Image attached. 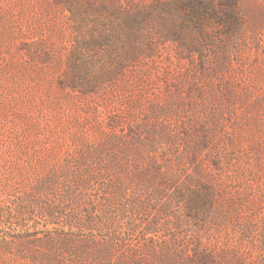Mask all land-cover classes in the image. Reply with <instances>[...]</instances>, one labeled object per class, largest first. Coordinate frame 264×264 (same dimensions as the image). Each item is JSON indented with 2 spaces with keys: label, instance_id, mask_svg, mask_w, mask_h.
Instances as JSON below:
<instances>
[{
  "label": "rangeland",
  "instance_id": "374dc122",
  "mask_svg": "<svg viewBox=\"0 0 264 264\" xmlns=\"http://www.w3.org/2000/svg\"><path fill=\"white\" fill-rule=\"evenodd\" d=\"M123 253L264 264V0H0V264Z\"/></svg>",
  "mask_w": 264,
  "mask_h": 264
},
{
  "label": "trees",
  "instance_id": "16d2710c",
  "mask_svg": "<svg viewBox=\"0 0 264 264\" xmlns=\"http://www.w3.org/2000/svg\"><path fill=\"white\" fill-rule=\"evenodd\" d=\"M38 238H39V237H38ZM39 239H40V238H39ZM36 240H38V239H36ZM42 240H45V239H42ZM117 245H118V243H117ZM119 246H120L121 248H123V246L126 247V244L124 245L123 242H120V243H119ZM126 251H127V250H126ZM196 257H197V258H195V260H193V263H195V264H214L213 261H212V259H211L209 256L200 255V256H196ZM129 261H130V256H128V255H126L125 253H123V254L119 257L117 264H119V263H123V262H127V263H129ZM114 264H115V263H114Z\"/></svg>",
  "mask_w": 264,
  "mask_h": 264
}]
</instances>
